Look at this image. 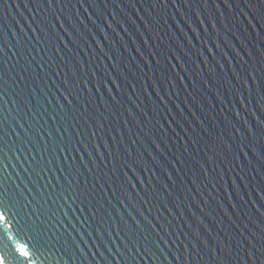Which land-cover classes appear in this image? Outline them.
<instances>
[{
	"label": "water",
	"instance_id": "1",
	"mask_svg": "<svg viewBox=\"0 0 264 264\" xmlns=\"http://www.w3.org/2000/svg\"><path fill=\"white\" fill-rule=\"evenodd\" d=\"M0 213V264H264V0H0Z\"/></svg>",
	"mask_w": 264,
	"mask_h": 264
},
{
	"label": "snow or ice",
	"instance_id": "2",
	"mask_svg": "<svg viewBox=\"0 0 264 264\" xmlns=\"http://www.w3.org/2000/svg\"><path fill=\"white\" fill-rule=\"evenodd\" d=\"M6 219H7L6 216L3 213H0V222L5 221ZM22 249H23V246H22Z\"/></svg>",
	"mask_w": 264,
	"mask_h": 264
}]
</instances>
